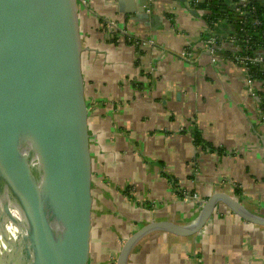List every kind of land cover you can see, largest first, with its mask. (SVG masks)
<instances>
[{
    "label": "crops",
    "instance_id": "obj_1",
    "mask_svg": "<svg viewBox=\"0 0 264 264\" xmlns=\"http://www.w3.org/2000/svg\"><path fill=\"white\" fill-rule=\"evenodd\" d=\"M148 1V18L121 12L117 0L80 2L97 264H115L148 222L192 223L216 192L264 217V85L249 94L229 28L213 33L212 60L211 30L204 11L191 13L194 0ZM129 264H264V226L219 203L196 235L145 236Z\"/></svg>",
    "mask_w": 264,
    "mask_h": 264
},
{
    "label": "water",
    "instance_id": "obj_2",
    "mask_svg": "<svg viewBox=\"0 0 264 264\" xmlns=\"http://www.w3.org/2000/svg\"><path fill=\"white\" fill-rule=\"evenodd\" d=\"M148 2L117 0L121 12L145 18ZM191 13L198 15L196 8ZM82 52L79 0H0V264H97ZM219 203L264 226V217L216 192L190 224L141 226L123 242L115 264H129L152 232L196 235Z\"/></svg>",
    "mask_w": 264,
    "mask_h": 264
},
{
    "label": "trees",
    "instance_id": "obj_3",
    "mask_svg": "<svg viewBox=\"0 0 264 264\" xmlns=\"http://www.w3.org/2000/svg\"><path fill=\"white\" fill-rule=\"evenodd\" d=\"M242 5L241 0H199L197 3L194 0L192 3L193 7L204 11L202 17L213 33L220 27L222 30L229 28L230 35L236 38L234 53L262 57L249 64V71L264 85V0H249L244 13L240 14L237 8ZM196 139L199 142V138Z\"/></svg>",
    "mask_w": 264,
    "mask_h": 264
},
{
    "label": "built area",
    "instance_id": "obj_4",
    "mask_svg": "<svg viewBox=\"0 0 264 264\" xmlns=\"http://www.w3.org/2000/svg\"><path fill=\"white\" fill-rule=\"evenodd\" d=\"M199 0H195V2L197 3ZM243 5L242 7H238L237 10L239 11L240 14H243L244 13V8L247 6L249 0H241ZM79 2L83 3L84 5H87L88 4V0H79ZM111 27L112 28H115L114 27V24L113 23H110ZM211 33V36L209 38V41L207 43V50L209 51V53L211 54L212 56V60L213 61H216L218 60V55H217V48H216V42H217V38H216V35L213 34V31H210ZM236 40L235 36H230L228 38L227 41L231 42V43H234ZM137 42L141 45H145V46H151L154 44L153 40H150V39H138ZM232 59L240 64L241 66H243L246 70V83H247V86H248V92L249 94L254 97V98H257L258 97V92H259V88L257 86V83H256V80L255 78L253 77V74L250 73V67H249V64L251 62H254V61H258V60H262V57L260 58H255L253 56H250L248 54L246 55H240L238 53H234L233 56H232ZM183 198L185 200H189V199H194V200H197L198 199V195L197 194H191V193H188V192H184L183 193Z\"/></svg>",
    "mask_w": 264,
    "mask_h": 264
},
{
    "label": "flooded vegetation",
    "instance_id": "obj_5",
    "mask_svg": "<svg viewBox=\"0 0 264 264\" xmlns=\"http://www.w3.org/2000/svg\"><path fill=\"white\" fill-rule=\"evenodd\" d=\"M7 233L9 234V236H11L10 230H7ZM3 243H4V239H3V236L0 234V244H3ZM2 250H3V245H0V255L2 253Z\"/></svg>",
    "mask_w": 264,
    "mask_h": 264
},
{
    "label": "rangeland",
    "instance_id": "obj_6",
    "mask_svg": "<svg viewBox=\"0 0 264 264\" xmlns=\"http://www.w3.org/2000/svg\"><path fill=\"white\" fill-rule=\"evenodd\" d=\"M82 7H85V6L83 4L80 5V12L82 11ZM189 200H191V199H189Z\"/></svg>",
    "mask_w": 264,
    "mask_h": 264
}]
</instances>
